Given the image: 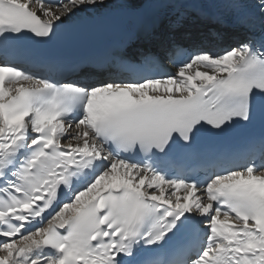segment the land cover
<instances>
[{
	"label": "snow or ice",
	"instance_id": "snow-or-ice-1",
	"mask_svg": "<svg viewBox=\"0 0 264 264\" xmlns=\"http://www.w3.org/2000/svg\"><path fill=\"white\" fill-rule=\"evenodd\" d=\"M113 4L156 52L32 70ZM0 264H264V0H0Z\"/></svg>",
	"mask_w": 264,
	"mask_h": 264
},
{
	"label": "bare ground",
	"instance_id": "bare-ground-1",
	"mask_svg": "<svg viewBox=\"0 0 264 264\" xmlns=\"http://www.w3.org/2000/svg\"><path fill=\"white\" fill-rule=\"evenodd\" d=\"M117 12H122L120 7L116 4L110 5L106 9H89L86 12H81L78 14L76 18H74L73 22H83L86 20H93L96 18H101L102 16H108V15H115ZM164 19H161L157 25H160ZM155 26V28L157 27ZM154 28V33H158L159 30ZM139 32H144L143 31V22L141 21V26L139 28Z\"/></svg>",
	"mask_w": 264,
	"mask_h": 264
}]
</instances>
